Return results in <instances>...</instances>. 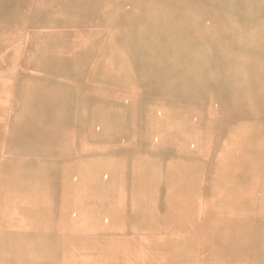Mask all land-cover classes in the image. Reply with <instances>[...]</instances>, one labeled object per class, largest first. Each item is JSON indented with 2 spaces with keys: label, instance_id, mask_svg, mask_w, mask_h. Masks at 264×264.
<instances>
[{
  "label": "rangeland",
  "instance_id": "rangeland-1",
  "mask_svg": "<svg viewBox=\"0 0 264 264\" xmlns=\"http://www.w3.org/2000/svg\"><path fill=\"white\" fill-rule=\"evenodd\" d=\"M18 2L22 4V12L21 14L19 13V15L23 16L25 14L23 17L19 15H13L11 13L13 12L11 3ZM23 2L25 3L27 1L0 0V67L2 69H6L5 71H9L7 77H5V71H0L2 72L0 73V75H2L0 77L12 78V76H17L18 71L16 69H18L20 66L22 67L24 62H26V64L28 62V64L31 65V69L53 68L55 70L61 71L60 68H65L70 72L74 71V69L76 68L73 66V64L65 63L63 60L57 62V64L50 61L48 62L46 60V56L44 57V53H39L36 47L41 46L42 51H45L43 49L46 48L49 50L57 51L61 54L65 50H68L69 48L80 42L78 37H76V35H78V31L82 32L80 34H86L87 32L90 33H87L85 37L82 38L83 42L82 44H79L77 50L81 47L84 48L82 45L88 47H98L105 42H109V45H111V47L112 45L114 46V44H118V46L121 47L134 48V46L141 42V30L160 28L163 29L168 26L167 24L178 25L181 23H188L169 20L168 12H171L170 15L175 13L217 14L221 11L243 12L245 9L244 0H236L237 4L233 6H229V4L223 3L221 5L212 4V2H209V0H28V2L25 3V10L23 7ZM5 4L6 6L8 5V9H6ZM143 5L147 8L148 11L149 8H151V11H140L139 8H141ZM9 6L11 7V9ZM94 7L96 8L94 9ZM63 8L64 10H62ZM32 10H35L36 12ZM34 13L37 15V17ZM19 17L21 19H17ZM70 18L73 20H71ZM198 23L200 25H203L204 28L205 26L212 25L213 23L216 25L218 24V22H207L206 20L202 22L193 20L188 24H194L192 26L194 28ZM14 27H27L26 30H30L32 35V42L37 45L36 46L35 44H33L34 46L31 49L32 51H27L26 49L30 44L26 43L25 47L22 45V47L19 48L18 46H14V43H9V36L6 35V30ZM207 28L204 30L199 29L197 35L212 36L214 34H217V32L215 31H208ZM10 38L12 39V37ZM19 39L25 40V37ZM91 51H93V49ZM14 56L16 57L14 60H12V57ZM27 59H29V61ZM70 76L73 75L70 74ZM103 76L107 77V79L112 77L111 82L120 83L124 87L141 89V98L148 97L145 90L148 91V89L153 87V80H113V78L117 77L116 73L114 72H110ZM75 81L79 82V80ZM4 85L3 83H0V111L7 112L0 116V120H2V123L6 122V116L8 115L9 111L14 110H10L9 107H7L8 102L4 100L6 99V96L8 94L5 93L7 94L5 95L4 93H1L7 87L5 83ZM2 97L4 99H2ZM198 99L199 98L196 97L191 100L189 99L188 101L177 99L178 109L171 110V112H176L177 115L174 116H165L164 113H168V111L164 110L148 111L147 109H142L141 105V117L134 116L133 110L129 111L131 112L129 116L113 115L111 118V126L109 127L103 126L102 129L93 128L94 132L91 134V140L95 142V147H97V149L101 148L103 150L97 152V157L94 158V162L91 161L90 163L79 165V194H76L77 197H74V200H78L76 203L74 201V204L78 205V212H74L73 214L65 213V215L62 213H41L39 215L41 216L40 218H44L40 219L38 223L26 224V226H24L27 229H31L29 230V233H31V235L15 238V240L18 241L23 239L28 243H41L44 245L49 244L48 247L50 246V249L55 250L47 257L31 256V259L29 258V263L84 264V262H88L87 264H163L162 262L165 261V257L163 256L165 248H173V245H175V247H182V245H185V243L187 242V245L183 246V248L188 246L190 252L188 251L186 254L181 255V258L179 257L174 264H206V261L211 258L208 257L209 255H205L206 253L204 252V248H202L201 239L191 237L185 234V232H174L171 225V220L174 217V214L168 213L164 208L166 192L162 187L164 181H161L162 176H164V173L166 172V169L170 167V163H172L171 166L173 168L179 167L181 166V161L188 157L187 154L184 153L186 146L194 147L195 149H197L199 153H196H198V157H201V155L203 154V150L201 149V147L203 146L202 141L208 140L209 136V141H217L216 133L209 132L211 131V129L208 131L207 128V125L216 123V116H209L210 106L215 102H205L204 110H202V112L199 111L203 114L202 119L200 120L187 119L183 117L184 115H178V113L182 114L184 112H197L198 110L194 111L193 108L197 107L198 101H200ZM183 105H187L188 107L182 108ZM201 107H203L202 104ZM76 111L74 110L75 113ZM71 112L73 114V109L71 110ZM147 112H163V115L158 117L144 115V113ZM76 118L80 120L78 116L71 115L68 116V118H66L63 122H59L57 124L73 125L76 127H78L79 125V127L86 128L88 130L91 128V126L87 127L83 124L77 123ZM93 118H98V116ZM28 122L33 123L34 120L28 118ZM202 122H204V124H202V128H193L192 133L173 132V130L178 129V127L186 128L185 126L201 124ZM182 125L183 127H180ZM173 134L177 135V142L170 140ZM141 137L143 140L141 139ZM131 151L134 152L132 153ZM109 153H112L110 154L111 156L109 155ZM103 156L106 157L104 158ZM169 157H175L177 158V160L170 161V159H168ZM127 162L129 166L127 165ZM105 186L107 187L105 188ZM110 194L111 197H109ZM113 197L115 199H113ZM102 198H104L105 200ZM56 200V197L44 196L43 200L40 203L53 205L54 201L55 203H57ZM116 203H118V206ZM196 204V211L201 210L205 207L203 206V198L197 199ZM186 209H194V205L188 206L186 207ZM34 215L38 216V214ZM62 215H64L63 221L60 220V216ZM80 215L82 216V218ZM116 215H118V218ZM195 215L199 216L198 219L203 221L204 213L199 212ZM77 218L79 222L82 221L83 223H78L76 220ZM112 218L114 220L117 218L118 221L115 220L112 223ZM105 219H109V222ZM93 221L97 223L93 224ZM172 222L173 225H177L174 219ZM74 225L78 228H76ZM88 225H92V227ZM111 225L113 227H116L113 228ZM81 226L83 229L81 228ZM16 227L20 226L16 225ZM32 228H39L40 231H34ZM76 231H78L79 233ZM136 234L139 236H137ZM85 237H89L87 241ZM12 239L13 238L11 237H0V241L2 242H4L5 240L11 241ZM124 240H126V242ZM190 240H192L193 244L188 245V242H190ZM125 248L126 251H124ZM127 249H130V251H128ZM107 250H109V252ZM110 251L113 253H111ZM123 251L127 253V255H125ZM133 251H135L137 254ZM139 251H141L142 253ZM115 252L118 254V256ZM108 254H110L111 256H109ZM57 255H60V260L58 259ZM102 255H104V257ZM115 256L117 258H115ZM13 257L14 256H12V258ZM9 258L10 254L6 253L5 251L2 252V248L0 247V263H4L5 261H15L16 264V261L21 259L17 256L15 260H10ZM90 260L91 263H89Z\"/></svg>",
  "mask_w": 264,
  "mask_h": 264
},
{
  "label": "crops",
  "instance_id": "crops-1",
  "mask_svg": "<svg viewBox=\"0 0 264 264\" xmlns=\"http://www.w3.org/2000/svg\"><path fill=\"white\" fill-rule=\"evenodd\" d=\"M11 6L13 7V12H12L13 15H17L21 13L22 4H20V2L13 4L11 3ZM23 7L25 10L26 5L24 4ZM141 11L150 12L151 8H149L148 11L147 8L143 5L141 7ZM168 13H169V17L168 16L167 17L169 18V20L188 22V23L193 20H196L197 22H202L206 20L207 22H218V24L216 25L213 23L212 25L205 26V28L203 25H200L199 23L196 24V27L194 28L192 27L194 24H188V23H181L178 25L167 24L168 26L163 29L162 28L150 29L153 31H150L148 29L141 30L142 39L141 42H139V44L135 46V48L137 49L136 53L134 57L132 55H130V57H127L124 60L125 65L123 66V68H126V65L129 64V66H132L137 71H139L141 75L135 77L129 76L130 79L129 77H127V79L124 78L122 80H142V79L153 80L152 83L153 87L148 89V91L145 90L147 96L149 97H143V98L140 97L138 107H141L142 105V109H147L148 111L149 110L168 111V113H164L165 116L177 115L176 112H171L172 109L174 110L178 109L177 98L175 97V95H183L182 98L185 99H182V101L183 100L188 101L189 99H193L194 97H196L199 98L198 100L204 102L206 101L207 103L215 102L212 106L215 107V109L217 110L216 123L207 125V128L208 131L211 129V131L209 132L216 133L217 141L216 142H211L207 140L202 141L203 146L201 147V149L203 150L202 152L203 154L201 155V157H192V159L187 157L186 159L190 161H185V162H189L186 165L188 167H192L193 169L192 172L190 173L187 169L188 172L184 174L178 173L179 175L177 174L176 176L180 178L183 177L189 179L191 183L190 184L191 187H193L192 183L197 184L198 189L201 191V195L199 198L201 197L203 198V205L205 206L203 209L198 210L199 212L205 213V211L207 210L205 196H207L208 194L212 196L219 195L220 197L219 196L217 197L220 199L223 196H225V194L227 197L228 195L233 197L235 195L236 196L249 195V198L247 200L250 199L249 200L251 204L250 211H252V213L254 214V219L252 220L250 226L251 231L249 230V238L251 240L248 239V246L246 252L247 255L246 258L244 259L249 258L250 262L248 261V264H256L257 257L259 255L264 254V200H262V198L264 197V158L263 160H256V158L254 157L255 154L258 153L257 146L261 143L264 144V139H263L264 138V94H263L264 72H262L264 70L263 67L264 66V48H263L264 19L258 18L259 16H252L246 12H222V13L218 12L217 14L175 13V14H171L172 18L170 15L171 12ZM17 19H21V18L19 17ZM206 28L208 31H215L218 34L216 35L214 34L212 36H205V37L197 35L199 29L204 30ZM29 32L30 31L27 30V33ZM6 33H7L6 35L9 36V38L10 37L13 38V40L9 39L8 40L9 42L16 41L14 43L15 44L14 46H18L19 48H21L23 45L25 47L26 42L24 39L19 40L20 36L18 35L17 31H13V32L7 31ZM235 33L236 35L234 36ZM142 35L144 36V38ZM216 37L217 39H215ZM233 42L238 44L236 45ZM239 43L241 46L239 45ZM145 52L148 55L147 54L145 55ZM225 54L227 55V57H225L226 56ZM15 57L16 56L12 57V60H14ZM215 60L217 62H215ZM112 61L113 60L111 59V62ZM180 62L182 63L181 65ZM258 64L259 66L257 67ZM23 65L24 66L22 67L20 66L21 68L16 69L18 71L17 76L14 77L12 76V78L0 77V81H1L0 83H5L7 86L5 88L6 90L4 89L2 93H5L9 89V91L6 92L8 94L6 96V99H4L3 97L2 99L8 102L7 105H9L8 107L10 110L14 109L13 111H9L5 123H2V120H0V235L11 238L26 237L31 235V233H29V230L31 229H27L24 226H26V224L38 223L40 219L44 218V217L40 218L39 215L37 216L34 214H41L42 212L43 213L44 212L45 213L78 212L79 210L78 205L74 204V201L76 203L78 200H74V197H77V195L79 194V165L90 163L91 161L94 162L95 157L93 155L96 146L95 142L91 140V136H92L91 134L93 132L92 131L89 132V130L86 128H81V127L77 128L76 126L73 125H65V124H57V123H50V124L48 123L44 125L42 124L39 125L38 121L35 119H33L35 123L28 122V118L32 119L33 117L31 118L30 115L28 116L27 114L25 115V113H23L19 108L18 103L15 104V102H17L15 99L21 96L22 93L21 90L28 83L35 81L30 79L25 74L26 67H29L31 65L28 64V62L27 64L26 62H24ZM178 66L180 68H178ZM5 70L6 69H2L0 67V71H5ZM60 70L61 71H58V73H65V74L67 73L69 75L79 74L77 73L78 71L76 69H74V71L71 72L65 68H60ZM5 73H6L5 77H7L9 71H5ZM88 74H91V76L95 80H106L107 82L112 81V77L107 79V77L104 76L105 79H102V76H98L100 74H93V73H88ZM178 75H180V77ZM184 75L186 76L183 77ZM73 78L74 80H79L75 76H73ZM261 78H263L262 81ZM252 79L255 81H253ZM21 80L23 82H21ZM113 80H121V79L116 77L113 78ZM210 80L213 82H211ZM243 82L245 85L243 84ZM247 82L248 83L250 82L251 84L250 83L248 84ZM10 84L12 85V87ZM224 87L227 88L226 91L224 90L222 91ZM184 91H186V93ZM163 96L165 98H162ZM76 103L78 104L82 103V105L85 108H89L90 106L94 105V101L90 99L84 102H76ZM186 107L188 106L187 105L182 106V108H186ZM15 109L17 110L15 111ZM5 113L7 112L1 111L0 116ZM154 113L155 112H147L144 113V115L152 116L155 115ZM184 113H188V112H184ZM138 114L141 115V113H137V115ZM179 114L182 115L181 113H178V115ZM71 115L74 116L76 115V113L72 114V112H69L68 116ZM158 115H163V112L158 113ZM23 118L25 119L23 120ZM232 118L233 119L235 118V120H233ZM254 118H256L258 121L256 125L252 123V119ZM27 124H29V126ZM56 125L58 126V128ZM238 126H242V127H238ZM30 127L33 128L30 129ZM257 130H259L258 133ZM251 132L253 133L256 132L254 136L257 135V137L256 136L251 138L249 137L244 140H241V142L239 141L238 137H240L241 135L244 136V134L246 135ZM42 133L43 135H41ZM80 139L83 142H81ZM60 149L63 150L61 151ZM68 150L69 152L67 153L66 151ZM39 151L40 153H38ZM50 152H52L53 154H50ZM34 153L36 154L35 155L36 157L33 156ZM23 154L25 156H22ZM43 154L44 156L46 155L47 158L44 157ZM49 155L51 158H48ZM168 159H170V161L177 160V158L175 157H169ZM186 159H183L182 161ZM215 162H217L216 163L217 165L215 164ZM230 163L233 164V166ZM255 164L257 165L260 164L259 165L260 176L257 179L256 183L253 182L254 178H251L249 181H247L248 180L247 177H249V174L255 169L254 167ZM171 165L172 163H170V167L166 169V172L164 173V176H162L161 179V181H164L162 185L164 190H165V183L167 182V180L175 176L173 175L172 172L173 171L172 169L174 168ZM203 165L205 166L203 167ZM25 170L28 171L26 172ZM24 171L25 173H23ZM28 172L30 176L29 174L27 175ZM41 174L44 176H42ZM214 176H217V179L219 180L218 181L219 185H217L216 187L212 186L210 183V177H214ZM238 184L240 186H238ZM250 184H253L254 189L252 188L251 191H249L250 192L249 193L244 187H248L250 186ZM41 187L42 189H40ZM44 188L46 191L44 190ZM215 188L217 190H215ZM59 191L62 192V195ZM74 191L75 193H73ZM11 192H12V196H11ZM215 192H217L218 194ZM4 195H6L7 197ZM40 195L42 198L39 197ZM43 196L56 197L58 198L56 202L57 201L58 202L55 203L54 201L53 205L44 204L43 207L45 206V208H42L43 203H39V202L42 201ZM23 214L25 216H23ZM17 215L22 216L23 218ZM32 217L35 218L31 220ZM17 218H19V220H17ZM23 219L26 220L28 219V221L26 220L24 221ZM60 220L63 221V218H60ZM16 225H19L20 227H16ZM33 230L40 231L39 228H34ZM211 260L216 261L218 264L246 263V261L243 259H235L233 257L223 258V259L211 258Z\"/></svg>",
  "mask_w": 264,
  "mask_h": 264
},
{
  "label": "bare ground",
  "instance_id": "bare-ground-1",
  "mask_svg": "<svg viewBox=\"0 0 264 264\" xmlns=\"http://www.w3.org/2000/svg\"><path fill=\"white\" fill-rule=\"evenodd\" d=\"M23 1V0H21ZM25 1V0H24ZM28 2V0H26ZM32 1V0H31ZM61 1V0H60ZM25 2V3H27ZM55 2V1H54ZM53 2V3H54ZM209 2H212V4H217V5H221L223 4H229V6H233L236 5V0H209ZM24 3V2H23ZM24 3V4H25ZM35 3V2H34ZM40 3V2H39ZM13 4V3H12ZM21 4V3H20ZM55 4V3H54ZM62 4V3H61ZM69 4V2H68ZM67 4V5H68ZM244 4H245V9L243 12L249 13L252 16H259L258 18H262L264 19V0H244ZM10 5V4H9ZM41 5V4H40ZM44 5V3H43ZM52 5V4H51ZM6 6V4H5ZM8 6V5H7ZM6 6V9H8ZM30 6V5H29ZM32 6V4H31ZM30 6V7H31ZM38 6V5H37ZM53 6V5H52ZM60 6V5H59ZM71 6V4H70ZM244 6V5H243ZM10 7V6H9ZM12 7V6H11ZM14 7V5H13ZM16 7V6H15ZM57 7V6H56ZM62 7V5H61ZM96 7H94L95 9ZM139 8V7H137ZM213 8V7H212ZM13 9V8H12ZM31 10V8H30ZM64 10V8L62 9ZM139 10L141 11V8H139ZM218 10V9H217ZM6 11V10H5ZM10 11V10H9ZM35 11V10H32ZM39 11V8H38ZM44 11V10H43ZM46 11V10H45ZM159 11V10H158ZM189 11V10H188ZM3 12V11H2ZM18 12V11H17ZM22 12V11H21ZM31 12V11H30ZM36 12V11H35ZM163 12V11H162ZM12 13V12H11ZM28 13V12H27ZM32 13V12H31ZM65 13V12H64ZM222 13V11H221ZM13 14V13H12ZM11 14V15H12ZM21 14V13H20ZM35 14V13H34ZM33 14V15H34ZM70 14V11H69ZM164 14V13H163ZM19 15V14H17ZM25 15V14H24ZM23 15V16H24ZM36 15V14H35ZM161 15V14H160ZM231 15V14H228ZM22 16V15H19ZM22 16V17H23ZM32 16V15H31ZM71 16V15H70ZM69 16V17H70ZM164 16V15H162ZM214 16V15H213ZM221 16V15H220ZM37 17V15H36ZM217 17V16H216ZM25 18V17H24ZM34 18V16H33ZM162 18V17H161ZM226 18V17H224ZM26 19V18H25ZM28 19V18H27ZM32 19V17H31ZM71 19V18H70ZM69 19V21H70ZM221 19V18H220ZM29 20V19H28ZM73 20V19H71ZM35 21V20H34ZM41 21V20H40ZM229 21V20H228ZM21 22V20H20ZM74 22V21H73ZM29 23V21H28ZM27 23V24H28ZM37 23V22H36ZM20 24V23H19ZM26 24V25H27ZM35 24V22H34ZM207 24V23H206ZM41 26V25H40ZM70 27V26H69ZM27 28V27H26ZM26 28H10L7 29L6 31L8 32H13V31H17L18 35L21 37H25V42L27 44H30L28 46L27 51L33 48V43L32 42V35L31 32L27 33ZM35 28V27H34ZM79 28V27H77ZM82 28V27H80ZM128 28V27H127ZM31 29V28H29ZM33 29V28H32ZM63 29V28H62ZM60 29V30H62ZM68 29V28H67ZM74 29V28H73ZM209 29V28H208ZM224 29V28H222ZM34 30V29H33ZM56 30V29H55ZM85 30V28H84ZM90 30V29H89ZM30 31V30H29ZM64 31V30H63ZM72 31V30H71ZM153 31V30H150ZM36 32V31H35ZM38 32V31H37ZM62 32V31H61ZM75 32V31H74ZM129 32V31H128ZM157 32V30H156ZM160 32V31H159ZM42 33V32H41ZM82 33L81 31H78V35H76V37H78V39L80 40L79 43L75 44L73 47L69 48L68 50H65L64 52H62L61 54L57 51H53V50H49V49H43L45 51L41 50V46H37L36 44V49L39 51V53H44V57L46 56V60L52 63H56L59 61H64L65 63H70L73 64V66H75L76 70L78 71L79 74H75L73 76H75L77 79H79V82H76L73 78V76H70L69 74H65V73H58V70H55L53 68H38V69H31L30 66L26 67V75L35 81H32L30 83H28L21 91V96H19V98L15 99L19 105V108L21 109V111L23 113H25V115L27 114L31 116L32 119H35L38 121V124H47V123H59V122H63L66 118H68V114L69 112H71V110L73 109V113L75 114L74 110L76 111V116H78L80 118V120H76L77 123L83 124L85 126H91V128L89 130H91L92 132H94L93 128H100L102 129L103 126H111V118L113 115H117V116H129L131 114V112L129 111H133L134 110V116H138L141 117V115H137V113H141V107H138V103H139V98L141 97V89L139 88H128V87H124L122 86L120 83L117 82H107L106 80H95L91 74L88 73H93V74H100L98 76H102V79H105V77L103 75L108 74L110 72H114L117 75V78L119 79H124L127 77H129L130 75L133 77L135 76H140L141 73L139 71H137L134 67L129 66V64L126 65V68H123L124 64V60L127 57H130V54H132V56L134 57L135 53H136V48L134 46L133 47H129V48H125V47H121L118 46V44H114V46L112 45V47H110L111 45H109V42H105L103 44H101L100 46H85L82 45L84 48H78L79 44H82V38L85 37L86 34H80ZM90 33V32H89ZM88 33V34H89ZM132 33V32H130ZM13 34V33H12ZM26 34V35H25ZM33 34V33H32ZM62 34V33H60ZM118 34V33H117ZM143 34V33H142ZM218 34V33H217ZM233 34V33H232ZM25 35V36H24ZM122 35V34H121ZM151 35V34H150ZM153 35V34H152ZM159 35V34H158ZM157 35V36H158ZM236 35V33L234 34V36ZM118 36V35H117ZM143 36V35H142ZM229 36V35H228ZM161 37V36H160ZM205 37V36H204ZM230 37V36H229ZM8 38V37H7ZM18 38V37H17ZM52 38V37H51ZM120 38V37H119ZM118 38V39H119ZM144 38V36H143ZM195 38V37H194ZM198 38V37H197ZM201 38V37H199ZM203 38V37H202ZM237 38V37H235ZM234 38V39H235ZM11 39V38H9ZM54 39V38H53ZM208 39V37H207ZM211 39V38H210ZM213 39V38H212ZM217 39V37L215 38ZM228 39V38H227ZM230 39V38H229ZM13 40V38H12ZM20 40V39H19ZM148 40V39H147ZM205 40V39H204ZM184 41V40H183ZM239 41V40H238ZM246 41V40H245ZM3 42V41H2ZM5 42V41H4ZM16 42V41H15ZM15 42H9L10 44L15 43ZM204 42V41H202ZM228 42V41H227ZM240 42V41H239ZM23 43V42H22ZM121 43V42H120ZM234 44H236L235 42H233ZM249 43V42H248ZM238 44V43H237ZM236 44V45H237ZM254 44V43H253ZM252 44V45H253ZM15 45V44H14ZM240 45V43H239ZM241 46V45H240ZM238 47V46H237ZM244 47V46H243ZM250 47V45H249ZM235 48V47H234ZM264 48V47H263ZM35 49V51H36ZM93 49V51H91ZM253 50V49H252ZM24 51V50H23ZM145 51V50H144ZM216 51V50H215ZM263 51V50H262ZM12 52V51H11ZM142 52V51H141ZM251 52V51H250ZM14 53V52H13ZM19 53V52H18ZM28 53V52H27ZM31 53V52H30ZM252 53V52H251ZM259 53V52H258ZM261 53V52H260ZM23 54V53H22ZM32 54V53H31ZM147 53L145 52V55ZM256 54V53H255ZM254 54V55H255ZM263 54V53H262ZM142 55V53H141ZM148 55V54H147ZM182 55V54H181ZM220 55V54H219ZM226 55V54H225ZM252 55V54H251ZM22 56V55H21ZM32 56V55H31ZM231 56V55H230ZM23 57V56H22ZM141 57V56H140ZM181 57V56H179ZM178 57V59H179ZM227 57V55L225 56ZM242 57V56H241ZM263 57V56H262ZM33 58V57H32ZM137 58V57H136ZM217 58V57H216ZM219 58V57H218ZM111 59L113 60L111 62ZM148 59V58H147ZM146 59V60H147ZM181 59V58H180ZM185 59V58H184ZM226 59V58H225ZM249 59V58H248ZM29 61V59H27ZM38 60V59H37ZM137 60V59H136ZM142 60V59H141ZM182 60V59H181ZM231 60V59H230ZM243 60V59H242ZM23 61V60H22ZM139 61V60H138ZM223 61V59H222ZM258 61V60H257ZM31 62V61H30ZM146 62V61H145ZM215 62H217L215 60ZM237 62V61H236ZM252 62V61H251ZM2 63V62H1ZM61 63V62H60ZM138 63V62H137ZM136 63V64H137ZM184 63V62H183ZM3 64V63H2ZM5 64V63H4ZM140 64V63H139ZM147 64V63H146ZM179 64V63H178ZM182 63L180 62V65ZM220 64V63H219ZM234 64V63H233ZM240 64V63H238ZM138 65V64H137ZM144 65V63H143ZM225 65V64H224ZM24 66V65H22ZM232 66V65H231ZM259 66V64L257 65V67ZM138 67V66H137ZM212 67V65H211ZM240 67V66H239ZM264 67V66H263ZM20 68V67H19ZM178 68H180L178 66ZM177 68V69H178ZM183 68V67H182ZM230 68V67H229ZM251 68V66H250ZM184 69V68H183ZM235 69V67H234ZM23 70V69H22ZM213 70V69H212ZM218 70V69H217ZM237 70V69H236ZM263 70V69H262ZM178 71V70H177ZM223 71V70H222ZM232 71V70H231ZM137 72V73H136ZM184 72V71H183ZM211 72V71H210ZM225 72V71H224ZM264 72V70L262 71ZM181 73V72H180ZM179 73V74H180ZM228 73V72H227ZM230 73V72H229ZM218 74V73H217ZM232 74V72H231ZM21 75V74H20ZM144 75V74H143ZM180 77V75H178ZM186 75H184L183 77H185ZM222 77V76H220ZM231 77V76H230ZM238 77V76H237ZM254 77V76H253ZM262 77V76H261ZM214 78V77H213ZM233 78V77H232ZM259 78V77H258ZM21 79V77H20ZM130 79V77H129ZM133 79V78H132ZM226 79V78H225ZM224 79V80H225ZM263 78H261L262 81ZM143 80V79H142ZM213 80V79H212ZM222 80V79H221ZM227 80V79H226ZM234 80V79H233ZM232 80V81H233ZM253 80V79H252ZM211 81V80H210ZM244 81V80H243ZM255 81V80H253ZM252 81V82H253ZM257 81V80H256ZM1 82V81H0ZM7 82V81H5ZM21 82H23L21 80ZM213 82V81H211ZM229 82V81H228ZM12 83V82H9ZM14 83V82H13ZM18 83V82H17ZM210 83V82H209ZM248 83V82H247ZM250 83V82H249ZM248 83V84H249ZM261 83V82H260ZM22 84V83H21ZM244 84V82H243ZM251 84V83H250ZM4 85V83H3ZM11 85V84H10ZM245 85V84H244ZM5 86V85H4ZM12 87V85H11ZM23 87V86H22ZM242 87V86H241ZM234 88V87H233ZM4 89V87H3ZM1 90V89H0ZM6 90V89H5ZM226 91L227 88L224 87L222 89V91ZM9 91V89H8ZM6 91V92H8ZM207 91V90H206ZM259 91V90H258ZM5 92V93H6ZM11 92V91H10ZM186 93V91H184ZM2 93V92H1ZM4 93V94H5ZM11 94V93H10ZM204 94V93H202ZM264 94V93H263ZM7 95V94H5ZM258 95V94H257ZM183 95H175V97L177 99H185L182 98ZM201 96V95H200ZM205 96V95H204ZM149 97V96H148ZM151 97V96H150ZM249 97V96H248ZM260 97V96H258ZM86 98V99H84ZM157 98V97H156ZM161 98V97H160ZM163 98V97H162ZM165 98V97H164ZM167 98V97H166ZM171 98V97H170ZM173 98V97H172ZM208 98V97H207ZM93 100L94 101V105L90 106L89 108H85L82 103L78 104L77 102H84L86 100ZM256 99V98H255ZM10 100V99H9ZM159 100V99H158ZM191 100V99H190ZM245 100V99H244ZM262 100V99H261ZM143 101V100H142ZM192 102V101H191ZM194 102V101H193ZM206 102V101H205ZM205 102L204 101H198V105L197 107H194L193 110L197 111V112H188V113H184L182 115H184L183 117L187 118V119H202V110H204V106H205ZM146 103V102H144ZM245 103V102H244ZM201 104L203 107H201ZM13 105V104H12ZM11 105V106H12ZM246 105V104H245ZM9 105H7L8 107ZM255 106V105H253ZM201 107V108H200ZM246 107V106H245ZM258 107V106H257ZM260 107V106H259ZM200 108V109H199ZM235 108V107H234ZM2 109V107H1ZM242 109V108H241ZM17 109H15L16 111ZM231 110V109H230ZM243 110V109H242ZM13 111V110H12ZM200 111V112H199ZM1 112V111H0ZM160 113V112H158ZM157 112H155V115H152V117H158L161 115H158ZM12 115V114H11ZM18 115V112H17ZM217 115V110L215 109V107H213L211 105L210 110H209V116H216ZM233 115V114H232ZM15 116V115H14ZM98 116V118H93ZM7 117V116H6ZM21 118V117H20ZM25 119V118H24ZM90 119V120H89ZM233 119V118H232ZM6 120V119H5ZM235 120V118L233 119ZM31 121V120H30ZM16 123V122H15ZM23 123V122H22ZM25 123V122H24ZM27 123V122H26ZM35 123V122H33ZM125 123V122H124ZM252 123L253 124H257L258 121L256 118L252 119ZM126 124V123H125ZM166 124V123H165ZM202 124H204V122H202L201 124H196V125H190V126H185L186 128H179L178 129H174L173 132H189L192 133L193 132V128H202ZM212 124V123H211ZM248 124V123H247ZM29 126V124H27ZM78 125V124H77ZM242 125V124H240ZM57 126V125H56ZM167 126V125H166ZM218 126V125H217ZM263 126V125H262ZM261 126V127H262ZM12 127V126H11ZM39 127V126H38ZM37 127V128H38ZM55 127V125H54ZM79 127V125H78ZM77 127V128H78ZM180 127H183L180 126ZM191 127V128H190ZM238 127H242V126H238ZM26 128V127H23ZM33 128V127H32ZM30 127V129H32ZM58 128V126H57ZM146 128V127H145ZM221 128V127H220ZM244 128V127H243ZM35 129V127H34ZM143 129V127H142ZM14 130V129H13ZM38 130V129H37ZM59 130V129H58ZM167 130V129H166ZM242 130V129H241ZM260 130V129H259ZM257 130V133L258 131ZM35 131V130H34ZM75 131V130H73ZM16 132V130H15ZM24 132V131H23ZM31 132V131H30ZM45 132V131H44ZM61 132V131H60ZM72 132V131H71ZM90 132V131H89ZM218 132V131H217ZM242 132V131H241ZM245 132V130H244ZM33 133V132H32ZM55 133V132H54ZM57 133V132H56ZM88 133V132H87ZM98 133V132H97ZM123 133V132H122ZM143 133V132H142ZM145 133V132H144ZM148 133V132H146ZM225 133V132H224ZM256 133V132H255ZM253 132L249 133V134H244L241 135L240 137H238L239 141L241 142V140H244L246 138H251V137H257V135L254 136ZM11 134V132H10ZM22 134V133H21ZM20 134V135H21ZM27 134V132H26ZM25 134V135H26ZM73 134V133H72ZM83 134V133H82ZM132 134V133H131ZM29 135V134H28ZM32 135V134H31ZM35 135V134H34ZM38 135V134H37ZM43 135V133L41 134ZM40 135V136H41ZM81 135V134H80ZM101 135V134H100ZM109 135V134H108ZM27 136V135H26ZM36 136V135H35ZM34 136V137H35ZM46 136V134H45ZM69 136V133H68ZM73 136V135H72ZM30 137V136H29ZM71 137V136H70ZM218 137V136H217ZM24 138V136H23ZM42 138V137H41ZM145 138V137H144ZM177 135L173 134L172 138L170 140L172 141H176L177 142ZM227 138V137H226ZM10 139V138H9ZM137 139V138H136ZM142 139V137H141ZM228 139V138H227ZM264 139V138H263ZM21 140V139H20ZM78 140V139H76ZM81 140V139H80ZM143 140V139H142ZM141 140V141H142ZM210 140V136L208 138L207 141ZM223 140V139H222ZM23 141V140H22ZM25 141V139H24ZM31 141V140H30ZM71 141V140H70ZM124 141V140H123ZM145 141V140H144ZM263 141V140H262ZM261 141V142H262ZM29 142V141H28ZM72 142V141H71ZM78 142V141H77ZM81 142H83L81 140ZM173 142V143H176ZM11 143V141H10ZM13 143V142H12ZM69 143V142H67ZM109 143V142H108ZM250 143V142H249ZM256 143V142H255ZM33 144V143H32ZM37 144V143H36ZM225 144V143H224ZM240 144V143H238ZM35 145V144H34ZM38 145V144H37ZM43 145V144H42ZM9 146V145H8ZM13 146V145H12ZM50 146V145H49ZM227 146V145H226ZM87 147V146H86ZM258 153L255 154V158L256 160H263L264 158V144H259L258 146ZM12 148V147H11ZM78 148V147H77ZM88 148V147H87ZM187 148V149H186ZM16 149V148H15ZM37 149V148H36ZM96 150H94V157H97V152L100 150H103L101 148L95 147ZM212 149V148H211ZM253 149V148H252ZM23 150V149H22ZM31 150V149H30ZM58 150V149H56ZM61 151L63 149H60ZM12 151V150H11ZM24 151V150H23ZM22 151V152H23ZM29 151V150H28ZM44 151V150H43ZM80 151V149H79ZM82 151V150H81ZM85 151V150H84ZM18 152V151H17ZM49 152V151H47ZM67 153L69 152L66 151ZM122 152V151H120ZM119 152V153H120ZM126 152V151H125ZM130 152V151H129ZM132 152V151H131ZM134 152V151H133ZM132 152V153H133ZM199 151L197 149H195L194 147H185L184 153L187 154V156L192 159V157H198V153H196ZM21 153V152H20ZM19 153V154H20ZM24 153V152H23ZM37 153V152H36ZM40 153V151L38 152ZM42 153V152H41ZM44 153V152H43ZM65 153V152H64ZM79 153V152H78ZM85 153V152H84ZM131 153V154H132ZM143 153V152H142ZM233 153V152H232ZM25 154V153H24ZM22 156H25V155ZM50 154H53L52 152H50ZM99 154V153H98ZM107 154V153H106ZM112 153H109V155ZM36 154L34 153L33 156H35ZM42 155V154H41ZM48 155V154H47ZM80 155V154H79ZM108 155V156H109ZM124 155V154H123ZM126 155V154H125ZM221 155V154H220ZM44 156V154H43ZM52 156V155H51ZM55 156V155H54ZM68 156V155H67ZM92 156V155H91ZM107 156V155H106ZM105 156V157H106ZM111 156V155H110ZM114 156V155H113ZM127 156V155H126ZM129 156V155H128ZM234 156V155H233ZM17 157V156H16ZM32 157V156H30ZM36 157V156H35ZM38 157V156H37ZM46 157V155L44 156ZM78 157V156H77ZM104 157V156H103ZM104 157V158H105ZM121 157V156H119ZM221 157V156H220ZM239 157V156H238ZM20 158V157H19ZM22 158V157H21ZM25 158V157H24ZM47 158V157H46ZM48 158H51L50 155ZM68 158V157H67ZM108 158V157H107ZM106 158V159H107ZM17 159V158H16ZM70 159V158H69ZM125 159V158H124ZM237 159V158H235ZM8 160V159H7ZM29 160V159H28ZM31 160V159H30ZM45 160V159H44ZM62 160V159H61ZM60 160V161H61ZM246 160V159H245ZM249 160V159H248ZM6 161V160H5ZM71 161V160H70ZM128 161V160H126ZM185 161H190L188 159L181 161V166L179 167H174V169H172L173 171V175H175L174 177H171L169 180H167V182L165 183V192H166V196H165V202H164V208L167 210L168 213L170 214H174V217L171 220V225L172 228L174 230V232H185V234L191 236V237H196V238H200L201 239V243H202V248H204V252L206 253L205 255H209V258H218V259H223V258H235V259H243L246 261V263H242V264H248L249 258H246V252H247V246H248V239L249 238V230H250V226L252 223V220L254 219V214L252 213V211H250V199L247 200L249 198V195H239V196H223L221 199L218 198L217 196H212L210 194H208L207 196H205V200H206V206H207V210L204 213V219L203 221H201L199 218V216L195 215L198 214L199 211H196V200L199 199L200 195H201V191L198 189V186L196 183H192L193 187H191V183L189 179L183 178V177H177L176 175L179 174H184L186 172H192V167H188L186 164H188L189 162H185ZM228 161V160H227ZM237 161V160H236ZM12 162V161H11ZM263 162V161H262ZM10 163V162H9ZM61 163V162H60ZM207 163V162H206ZM217 162H215L216 164ZM237 163V162H236ZM62 164V163H61ZM205 164V163H203ZM231 164V163H230ZM128 165V162H127ZM124 165V166H127ZM217 165V164H216ZM233 166V164H231ZM230 165V166H231ZM260 165V164H259ZM255 164V169L249 174V177L247 181H249L251 178L253 179V182L256 183L257 179L260 176V166ZM129 166V165H128ZM205 165H203L204 167ZM235 166V165H234ZM253 166V165H251ZM196 167V165H195ZM236 167V166H235ZM126 168V167H124ZM219 168V167H218ZM224 168V167H223ZM15 169V168H14ZM22 169V168H21ZM48 169V168H47ZM188 169V171H187ZM205 169V168H204ZM252 169V168H251ZM13 170V169H12ZM31 170V169H30ZM124 170V169H123ZM26 171V170H25ZM25 171L23 173H25ZM28 171V170H27ZM26 171V172H27ZM42 171V170H41ZM44 171V170H43ZM48 171V170H47ZM10 172V171H9ZM32 172V171H31ZM34 172V171H33ZM78 172V171H77ZM119 172V171H118ZM124 172V171H123ZM195 172V171H194ZM230 172V171H228ZM13 173V172H11ZM10 173V174H11ZM120 173V172H119ZM29 174V172L27 173V175ZM38 174V173H37ZM45 174V173H44ZM178 174V175H179ZM13 175V174H12ZM19 175V174H18ZM24 175V174H23ZM34 175V173H33ZM42 175V174H41ZM40 175V176H41ZM59 175V173H58ZM116 175V173H115ZM128 175V174H127ZM9 176V175H8ZM30 176V174H29ZM28 176V177H29ZM44 176V175H42ZM97 176V175H96ZM109 176V175H108ZM13 177V176H12ZM26 177V176H25ZM121 177V176H120ZM128 177V176H127ZM8 178V177H7ZM48 178V177H47ZM60 178V177H59ZM62 178V177H61ZM64 178V177H63ZM70 178V177H69ZM115 178V177H113ZM207 178V177H206ZM13 179V178H12ZM77 179V178H76ZM109 179V178H108ZM209 179V178H208ZM8 180V179H6ZM11 180V179H10ZM41 180V179H40ZM43 180V177H42ZM59 180V179H58ZM110 180V179H109ZM115 180V179H114ZM45 181V179H44ZM43 181V182H44ZM120 181V180H119ZM219 180L217 179V176L214 177H210V183L212 186L216 187L217 185H219ZM246 181V182H247ZM252 181V180H251ZM7 182V181H6ZM13 182V181H12ZM117 182V180H116ZM245 182V183H246ZM9 183V182H8ZM47 183V182H46ZM104 183V182H103ZM110 183V182H109ZM120 183V182H118ZM240 183V182H239ZM248 183V182H247ZM246 183V184H247ZM13 184V183H12ZM42 184V183H41ZM45 184V183H44ZM60 184V183H59ZM62 184V182H61ZM65 184V183H64ZM96 184V183H95ZM8 185V184H7ZM47 185V184H46ZM245 185V184H244ZM114 186V184H113ZM233 186V185H232ZM237 186V185H235ZM238 186H240L238 184ZM7 187V186H6ZM43 187V186H42ZM42 187L40 189H42ZM59 187V185H58ZM107 186H105L106 188ZM220 187V186H219ZM234 187V186H233ZM232 187V188H233ZM47 188V187H46ZM222 188V187H221ZM226 188V187H224ZM230 188V189H232ZM246 188V190L249 192L251 191V189L253 188V184H250V186L248 187H244ZM7 189V188H6ZM9 189V188H8ZM11 189V188H10ZM62 189V188H61ZM102 189V188H101ZM115 189V188H114ZM219 189V188H218ZM234 189V188H233ZM254 189V188H253ZM45 190V188H44ZM87 190V189H86ZM112 190V189H111ZM117 190V189H116ZM115 190V191H116ZM205 190V189H204ZM215 190H217L215 188ZM12 191V190H11ZM46 191V190H45ZM89 191V189H88ZM110 191V190H109ZM6 192V191H5ZM8 192V191H7ZM42 192V191H41ZM40 192V193H41ZM62 195V192L59 191ZM105 192V191H103ZM219 192V191H218ZM75 193V191L73 192ZM115 193V192H113ZM217 193V192H215ZM214 193V195H215ZM221 193V191H220ZM225 193V191H224ZM236 193V192H235ZM250 193V192H249ZM44 194V193H43ZM90 194V193H89ZM93 194V193H92ZM107 194V193H105ZM123 194V191H122ZM121 194V195H122ZM218 194V193H217ZM229 194V193H228ZM59 195V194H58ZM74 195V194H73ZM118 195V193H117ZM254 195V194H253ZM252 195V196H253ZM6 196V195H4ZM11 196H12V192H11ZM47 196V194H46ZM93 196V195H92ZM7 197V196H6ZM41 197V195L39 196ZM44 197V196H43ZM58 197V196H57ZM111 197V194L110 196ZM125 197V196H124ZM220 197V196H219ZM42 198V197H41ZM118 198V196H117ZM202 198V197H201ZM8 199V198H7ZM96 199V198H95ZM104 199V198H102ZM113 199H115L113 197ZM43 200V199H42ZM58 200V198H57ZM86 200V199H85ZM105 200V199H104ZM262 200H264V197L262 198ZM6 201V200H5ZM4 201V202H5ZM9 201V200H8ZM248 201V202H246ZM10 202V201H9ZM41 202V201H40ZM39 202V203H40ZM46 202V201H45ZM58 202V201H57ZM60 202V201H59ZM62 202V201H61ZM112 202V201H111ZM115 202V200H114ZM118 202V201H117ZM110 203V202H107ZM128 203V202H127ZM8 204V203H7ZM100 204V203H99ZM106 204V203H105ZM118 206V203H116ZM44 203L42 204V208H45V206L43 207ZM46 205V204H45ZM194 205V209H186V207L188 206H193ZM40 206V204H39ZM204 206V205H203ZM254 206V205H253ZM5 207V206H4ZM10 207V206H9ZM21 207V206H20ZM93 207V206H92ZM99 207V206H96ZM19 208V207H18ZM115 208V207H113ZM254 208V207H253ZM40 209V208H39ZM84 209V208H83ZM111 209V208H110ZM252 209V208H251ZM5 210V209H4ZM112 210V209H111ZM116 210V209H115ZM245 210V211H243ZM7 211V210H6ZM13 211V210H12ZM44 211V210H43ZM255 211V210H254ZM11 212V211H10ZM16 212V211H15ZM74 212V211H73ZM102 212V211H101ZM115 212V211H114ZM5 213V211H4ZM40 213V212H39ZM43 213V212H42ZM45 213V212H44ZM80 213V212H79ZM106 213V212H105ZM203 213V212H202ZM12 214V213H11ZM19 214V213H18ZM65 215V213H62ZM73 214V213H72ZM104 214V213H103ZM10 215V214H9ZM8 215V216H9ZM31 215V214H30ZM40 215V214H38ZM64 215L60 216V218H63ZM115 215V213H114ZM113 215V216H114ZM15 216V215H14ZM19 216V215H17ZM23 216H25L23 214ZM72 216V215H71ZM81 216V215H80ZM95 216V215H94ZM110 216V215H109ZM118 218V215H116ZM22 217V216H19ZM41 217V216H40ZM111 217V216H110ZM23 218V217H22ZM32 217L31 220H33ZM82 218V216H81ZM115 219L118 221V219ZM39 219V218H38ZM70 219V218H69ZM89 219V218H88ZM113 219V218H112ZM111 219V220H112ZM173 219L175 220V222L177 223V225H173ZM15 220V219H14ZM17 220H19V218H17ZM24 221L26 219H23ZM78 223H83L82 221L79 222L78 218L76 219ZM87 220V219H86ZM94 220V219H93ZM99 220V219H98ZM106 220V219H105ZM109 222V219H107ZM106 220V221H107ZM114 219L112 220L115 221ZM22 221V219H21ZM28 221V219L26 220ZM38 221V220H36ZM104 221V222H106ZM92 222V221H91ZM107 222V223H108ZM74 223V222H73ZM97 223L93 221V224ZM103 223V222H102ZM116 223V222H115ZM56 224V222H55ZM89 224V223H88ZM105 224V223H104ZM110 224V223H109ZM117 224V223H116ZM115 224V225H116ZM70 225V224H69ZM106 225V224H105ZM114 225V226H115ZM121 225V224H120ZM75 226V225H74ZM73 226V227H74ZM84 226V225H83ZM91 226L92 225H88ZM94 226V225H93ZM112 226V225H111ZM72 227V228H73ZM76 227V226H75ZM74 227V228H75ZM113 227V226H112ZM116 227V226H115ZM113 227V228H115ZM78 228V227H76ZM82 228V226H81ZM118 228V227H117ZM123 228V227H120ZM71 229V228H70ZM83 229V228H82ZM252 229V228H251ZM73 230V229H72ZM172 230V231H173ZM10 231V230H9ZM251 231V230H250ZM24 232V231H23ZM78 232V231H76ZM98 232V231H97ZM54 233V232H53ZM79 233V232H78ZM73 234V232H72ZM83 234V233H82ZM62 235V234H61ZM89 235V234H88ZM87 235V236H88ZM95 235V234H94ZM93 235V236H94ZM102 235V234H101ZM134 235V234H133ZM137 235V234H136ZM145 235V234H144ZM148 235V234H147ZM154 235V234H153ZM104 236V235H103ZM106 236V235H105ZM111 236V235H110ZM117 236V235H116ZM139 236V235H137ZM142 236V235H141ZM0 237H4V236H0ZM90 237V236H89ZM88 237V238H89ZM181 237V236H180ZM7 238V237H6ZM17 238V237H15ZM15 238H13L11 241L5 240L4 242L0 241V247L2 248V252H6L10 254V260H15L16 256L18 258H21L19 260L16 261V264H30L29 263V258L31 259V256H42V257H47L48 255H50L53 251H55L54 249H50V246L48 247V245H44V244H35V243H28L25 240H15ZM86 241H87V239ZM152 238V237H151ZM172 238V237H171ZM120 239V238H119ZM126 239V238H124ZM128 239V238H127ZM131 239V238H130ZM175 239V238H174ZM194 239V238H191ZM77 240V239H76ZM95 240V238H94ZM140 240V239H138ZM145 240V239H144ZM149 240V239H148ZM163 240V239H162ZM251 240V239H250ZM91 241V239H90ZM123 241V240H122ZM126 242V240H124ZM77 242V241H76ZM95 242V241H94ZM128 242V241H127ZM139 242V241H138ZM141 242V241H140ZM143 242V241H142ZM51 243V242H50ZM93 243V240H92ZM190 244H193L192 240H190V242H188ZM95 244V243H94ZM93 244V245H94ZM102 244V243H101ZM127 244V243H126ZM80 245V244H79ZM82 245V244H81ZM104 245V243H103ZM135 245V244H134ZM132 245V246H134ZM187 242L185 243V245H182V247L173 245V248H165L164 250V254L163 256L165 257V261L162 262L163 264H174L176 262V260L183 254H186L189 251L188 246H186ZM250 245V244H249ZM55 246V245H54ZM87 246V245H86ZM89 246V245H88ZM143 246V245H142ZM163 246V245H162ZM201 246V245H200ZM90 247V246H89ZM96 247V246H95ZM148 247V246H147ZM250 247V246H249ZM86 248V247H84ZM108 248V247H105ZM131 248V247H130ZM157 248V247H155ZM92 249V248H91ZM110 249V248H109ZM114 249V248H113ZM122 249V248H121ZM139 249V248H138ZM128 250V249H127ZM249 250V249H248ZM109 252V250H107ZM120 251V250H119ZM126 251V248L125 250ZM123 251V252H124ZM130 251V249L128 250ZM127 251V252H128ZM138 251V250H137ZM146 251V250H145ZM95 252V251H94ZM103 252V251H102ZM101 252V253H102ZM106 252V251H105ZM111 252V251H110ZM117 252V251H116ZM115 252V253H116ZM135 252V251H133ZM141 252V251H139ZM190 252V251H189ZM93 253V252H92ZM91 253V254H92ZM97 253V252H96ZM113 253V252H111ZM125 253V252H124ZM136 253V252H135ZM134 253V254H135ZM142 253V252H141ZM140 253V254H141ZM57 254V253H56ZM103 254V253H102ZM117 254V253H116ZM130 254V253H129ZM137 254V253H136ZM83 255V254H82ZM87 255V254H86ZM97 255V254H96ZM109 256H111L110 254H108ZM120 255V254H119ZM122 255V254H121ZM125 255H127V253H125ZM202 255V254H201ZM249 255V254H248ZM12 256H14L12 258ZM58 256V255H57ZM60 256V255H59ZM58 256V259L60 260V257ZM104 257V255H102ZM107 256V255H106ZM118 256V254H117ZM23 257V258H22ZM37 257V258H38ZM41 257V258H42ZM108 257V256H107ZM139 257V256H137ZM144 257V256H143ZM4 258V257H3ZM36 258V260H37ZM92 258V257H91ZM102 258V257H101ZM110 258V257H108ZM115 258H117L115 256ZM133 258V257H132ZM181 258V257H180ZM33 259V258H32ZM47 259V258H46ZM49 259V258H48ZM55 259V258H54ZM94 259V257H93ZM92 259V260H93ZM99 259V258H98ZM111 259V258H110ZM144 259V258H143ZM5 260V259H4ZM140 260V259H139ZM251 260V259H250ZM32 261V260H31ZM53 261V260H52ZM96 261V260H95ZM94 261V262H95ZM107 261V260H106ZM131 261V260H130ZM238 261V260H237ZM256 264H264V254L259 255L256 259ZM93 262V261H92ZM99 262V261H98ZM103 262V260H102ZM118 262V261H117ZM136 262V261H135ZM139 262V261H138ZM250 262V261H249ZM36 263V262H35ZM41 263V262H40ZM56 263V262H54ZM86 262H84L85 264ZM88 263V262H87ZM86 263V264H87ZM91 263V260L90 262ZM96 263V262H95ZM128 263V262H125ZM0 264H15V261H5L4 263H0ZM44 264V263H43ZM132 264V263H131ZM206 264H218L216 261L214 260H207Z\"/></svg>",
  "mask_w": 264,
  "mask_h": 264
}]
</instances>
